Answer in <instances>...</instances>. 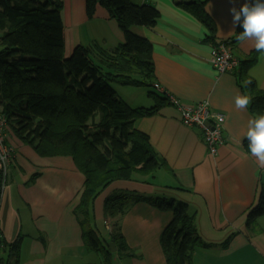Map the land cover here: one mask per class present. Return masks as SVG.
<instances>
[{
	"label": "crops",
	"instance_id": "1",
	"mask_svg": "<svg viewBox=\"0 0 264 264\" xmlns=\"http://www.w3.org/2000/svg\"><path fill=\"white\" fill-rule=\"evenodd\" d=\"M132 1L152 4L160 12L155 26L132 27L152 43L154 81L151 88L115 82L117 94L132 107H152L166 93L190 105L207 99L213 110L225 115V141L216 154L210 153L202 129L183 125L179 110L169 101L158 113L137 120L136 127L149 135L166 164L153 175L135 173L130 179L115 180L97 196L94 223L99 234L101 227L104 231L101 238L110 241L107 217L118 223L133 252L128 255L115 248L113 263L168 264L160 236L173 212L135 201L111 219L105 212L106 200L125 192L168 196L197 210V227L206 246L194 251L192 264H264V213H253L261 204L264 167L244 146L248 121L258 115L250 102L238 109L234 101L237 94L249 98L242 88L243 71L264 91V53L255 50L253 41H238L243 28H233L232 23L230 9H239L246 0H204L216 26L215 41L207 39V27L174 0ZM62 2L66 58L78 45L98 43L111 50L124 41V31L101 5L89 16L86 0ZM221 41L229 42L240 60L236 69L224 73L210 61L213 47ZM251 57L254 62H247ZM7 138L15 148L4 189L0 181L1 248L9 254L7 264H103L89 259L95 251L87 248L75 214L86 178L73 157L42 156L11 127Z\"/></svg>",
	"mask_w": 264,
	"mask_h": 264
},
{
	"label": "trees",
	"instance_id": "2",
	"mask_svg": "<svg viewBox=\"0 0 264 264\" xmlns=\"http://www.w3.org/2000/svg\"><path fill=\"white\" fill-rule=\"evenodd\" d=\"M174 1L199 19L209 30L207 39L215 41L216 26L206 1ZM99 5L118 22L124 41L111 50L98 43L78 45L66 58L62 0H0V113L7 118L8 128L40 155L73 157L86 178L75 208L85 244L90 251L105 254L103 264H114L110 242L117 251L133 252L115 221L110 241L100 237L94 202L113 181L130 179L135 173L153 175L166 164L136 122L158 113L169 98H156L152 107H132L111 84L152 87V43L132 27L155 26L160 19L157 7L132 0H86L88 15L93 16ZM240 78L251 111L264 115V91L244 71ZM244 146L249 151L247 138ZM135 201L173 212L160 236L166 260L192 264L194 251L206 246L198 231L197 210L168 196L123 192L106 200L105 212L118 217ZM260 203L254 215L264 213V189ZM18 246L12 245L15 254Z\"/></svg>",
	"mask_w": 264,
	"mask_h": 264
},
{
	"label": "built area",
	"instance_id": "3",
	"mask_svg": "<svg viewBox=\"0 0 264 264\" xmlns=\"http://www.w3.org/2000/svg\"><path fill=\"white\" fill-rule=\"evenodd\" d=\"M210 61L220 73L236 69L240 64L239 58L234 54L232 46L227 41L218 42L212 49ZM155 86L162 90L159 83ZM169 101L181 114V122L185 126H199L204 133V141L208 150L216 154L224 144L223 125L225 115L211 108L210 101L205 99L190 105L182 102L176 96L166 93ZM8 120L0 113V178L4 189L10 164L15 157V148L7 142ZM107 229L112 230L113 221L105 222ZM2 245V232L0 230V247Z\"/></svg>",
	"mask_w": 264,
	"mask_h": 264
},
{
	"label": "clouds",
	"instance_id": "4",
	"mask_svg": "<svg viewBox=\"0 0 264 264\" xmlns=\"http://www.w3.org/2000/svg\"><path fill=\"white\" fill-rule=\"evenodd\" d=\"M233 28L237 25L243 31L237 36L238 41H253V47L257 52L264 53V0H252L246 2L237 9H230ZM238 109H245L249 105V98L237 94L234 98ZM245 137L248 139V148L258 165L264 167V115L250 118Z\"/></svg>",
	"mask_w": 264,
	"mask_h": 264
},
{
	"label": "rangeland",
	"instance_id": "5",
	"mask_svg": "<svg viewBox=\"0 0 264 264\" xmlns=\"http://www.w3.org/2000/svg\"><path fill=\"white\" fill-rule=\"evenodd\" d=\"M111 84H112L113 87L117 86L115 82H112ZM118 90H119V88H118ZM8 171H9V170H8ZM7 179H8V175H7ZM7 179H6V184L8 183V182H7ZM156 180H157V179H156ZM105 219H107V217H106ZM111 219H112V217H111ZM105 226H106V225H105ZM101 230H102V233L100 234V237L105 236L102 227H101ZM108 231H109V229H108ZM110 232H111V231H109V233H110ZM4 255H5V257H3ZM104 255H105V254L96 251V252H91V253L88 255V257H89V259L92 260V262H96V261H97L98 263H102V262L105 263V261H106V258H105V257H106V256H104ZM8 258H9V254H8V252H7V254H6V252H5L4 250H2V248L0 247V264H7Z\"/></svg>",
	"mask_w": 264,
	"mask_h": 264
},
{
	"label": "water",
	"instance_id": "6",
	"mask_svg": "<svg viewBox=\"0 0 264 264\" xmlns=\"http://www.w3.org/2000/svg\"><path fill=\"white\" fill-rule=\"evenodd\" d=\"M110 245L113 247L112 250L115 251V244L113 242H110Z\"/></svg>",
	"mask_w": 264,
	"mask_h": 264
}]
</instances>
